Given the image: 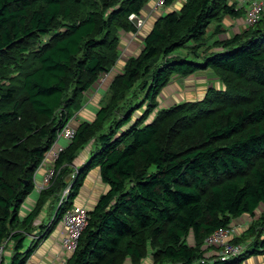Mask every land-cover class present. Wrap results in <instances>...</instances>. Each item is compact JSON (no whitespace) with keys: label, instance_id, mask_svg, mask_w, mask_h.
I'll return each instance as SVG.
<instances>
[{"label":"trees","instance_id":"obj_1","mask_svg":"<svg viewBox=\"0 0 264 264\" xmlns=\"http://www.w3.org/2000/svg\"><path fill=\"white\" fill-rule=\"evenodd\" d=\"M153 5L0 0V246L12 248L0 264H27L97 166L108 189L88 209L64 264H141L149 255L154 264H240L264 255V12L241 33L210 42L221 31L217 24L208 37L213 20L243 10L229 0H167L163 8H172L162 14ZM142 11L150 29L141 51L114 80L95 120L79 123L52 183L22 216L57 131L115 64L120 32H136L132 16ZM209 68L225 89L209 87L202 99L157 108L172 74ZM153 110L154 119L144 121ZM48 202L46 222L40 217ZM242 215L253 222L230 240L241 250L208 255L205 238Z\"/></svg>","mask_w":264,"mask_h":264},{"label":"rangeland","instance_id":"obj_2","mask_svg":"<svg viewBox=\"0 0 264 264\" xmlns=\"http://www.w3.org/2000/svg\"><path fill=\"white\" fill-rule=\"evenodd\" d=\"M157 0H155L156 3ZM179 0H176V4ZM154 2V0H153ZM231 4L234 5L235 9L243 10V13L238 16H233L231 14H223L219 20H213L211 25L208 27L207 35L208 37L213 36V32L215 31L216 27L220 25L221 31L218 35L212 37L211 41H214L217 37H227L232 36L237 33H241L244 28L247 26L246 20L248 19V12L252 8L255 3H262L263 4V12H264V0H229ZM147 5V4H146ZM172 6L166 5L165 8L159 9V13H165L166 11L171 10ZM147 9L145 10V12ZM155 11V10H153ZM161 11V12H160ZM145 12L142 11L138 16H132L135 25L138 27L136 32H120V46H119V56L115 64L109 69V71L100 74L98 79L95 83L82 95V104L81 107L75 112L73 118L69 119L66 123L72 124L73 127L77 128L79 123L82 121H94L97 115L99 108L106 103L111 94V85L116 79V77L124 72L125 66L129 63V58L132 56H137L138 53L141 51L143 47V38L149 32L148 27H143L146 20ZM147 13V12H146ZM220 23V24H219ZM218 24V25H217ZM8 82V81H2ZM218 87L221 89H225L226 85L219 79L218 75L213 71L212 68L207 70H200L192 75H178L172 74L170 77V82L164 86L161 92L158 95L159 105L157 108L161 107H169L175 103L185 102L189 100H199L202 99L208 91L209 87ZM146 108L143 106L140 110H137L134 116V120L137 118L143 117V113L145 112ZM156 110V108L154 109ZM153 110V111H154ZM155 117V111L151 112L148 118L144 121H151ZM63 126V125H62ZM180 128L179 125H176V129ZM94 138L87 143L83 149L80 150L78 156L76 157L73 166H77L80 159H84L89 152L91 146H93ZM70 142V141H69ZM64 144V143H63ZM68 144V143H67ZM67 146V145H66ZM66 148V147H65ZM48 150V149H47ZM60 156H58L57 160ZM38 169V168H37ZM97 167H94L90 172L95 173ZM43 169H40L42 172ZM36 172V171H35ZM99 185H96V192L98 194L104 193L107 189L105 185L101 182H98ZM34 187H35V180H34ZM99 195V196H100ZM39 197V196H38ZM36 198V201L38 199ZM34 201V202H36ZM25 205V204H24ZM23 205V206H24ZM89 206V205H88ZM21 215L24 216L22 213L25 207H22ZM50 208V207H47ZM262 206H260L257 210V216L262 211ZM51 214L47 215L45 219L46 222L51 220ZM60 221L57 223L55 229L44 241L38 249L35 251V256H31L28 260V264H63L70 253L72 252H64L61 249L60 241L63 234L62 227L60 225ZM253 222V217L250 215H242L231 222L229 227V237L227 240L221 242L216 240L212 235L210 237L205 238L202 247L207 250L208 255H212L218 253L221 249L222 243L228 244V242L235 236L240 235L241 232L249 226ZM189 242L191 244L195 243V240L192 235L189 236ZM12 248L9 242H6V246L4 248V257L9 260V255L11 254ZM35 257V258H34ZM124 264H131V261L128 259ZM141 264H154L152 256H147ZM240 264H264V255L257 254L248 257Z\"/></svg>","mask_w":264,"mask_h":264},{"label":"built area","instance_id":"obj_3","mask_svg":"<svg viewBox=\"0 0 264 264\" xmlns=\"http://www.w3.org/2000/svg\"><path fill=\"white\" fill-rule=\"evenodd\" d=\"M167 0H157L153 8L154 10L161 9ZM263 12V4L255 3L247 16V25H251L256 22ZM77 128L73 127L72 124L65 123L56 133V137L49 147V149L45 152L44 157L39 165L40 169H43L42 178L39 179L36 177V172L34 174L35 180V189L39 192L46 189L50 186L51 181L56 173V163L57 158L60 156V153L65 149L67 143L72 141V139L76 135ZM64 143V144H63ZM69 188H66L63 193V197H65L68 193ZM62 201V200H61ZM60 201V202H61ZM88 223V209L84 205L72 204L68 207L61 217L60 225L63 230V234L61 237L60 245L61 249L64 252H73L78 245L79 238L82 234V231L86 227ZM230 227V226H229ZM229 228L221 227L217 229L212 236L218 241H225L229 237ZM221 249H223L222 253H236L241 250L240 245H233L228 242V244L222 243ZM6 245V244H5ZM4 248L5 246H0V261L4 257Z\"/></svg>","mask_w":264,"mask_h":264},{"label":"crops","instance_id":"obj_4","mask_svg":"<svg viewBox=\"0 0 264 264\" xmlns=\"http://www.w3.org/2000/svg\"><path fill=\"white\" fill-rule=\"evenodd\" d=\"M87 157V156H86ZM84 157V159L86 158ZM84 159H80V161L78 162L81 163L83 162ZM76 164V165H78ZM42 170V169H41ZM43 172V171H42ZM42 172H40V167H38L37 169V172H36V177L41 179L42 178ZM57 174V168H56V173L55 175ZM54 175V176H55ZM54 178V177H53ZM53 181V179H52ZM51 181V183H52ZM98 182H101L103 185H105L104 182H102L101 180V177H100V172H99V167L97 166V169L95 171V173H92V172H89V174L87 175L86 179H85V182H84V185L82 186L81 190H80V194L75 198L74 200V203L73 204H79V205H84L85 207H87V209H92L93 206L96 204L98 198H99V195L97 192H96V188L95 186L96 185H99ZM108 185H105V188L107 189ZM66 189V188H65ZM64 189V190H65ZM40 195V192L37 191L34 187L33 191L28 195L27 199L24 201V203L22 204V207H25L24 211L23 212H28L32 207L33 205L35 204L34 201H36V198ZM25 204V205H24ZM24 205V206H23ZM89 205V206H88ZM21 207V209H23ZM47 207H50L49 206V202L46 204V208L44 209V211L42 212L41 214V217L40 219H45V217L48 215V208ZM26 212V213H27ZM26 213H22L23 215L26 214ZM20 214H21V211H20ZM47 240V239H46ZM45 240V241H46ZM44 242V241H43ZM42 242V243H43ZM41 243V244H42ZM38 249V248H37ZM71 254V253H70ZM10 256V255H9ZM35 256V252L34 254L32 255V257ZM5 258V257H4ZM35 258V257H34ZM6 261H8L6 259ZM28 264V263H27ZM55 264H58L57 262ZM64 264V263H63Z\"/></svg>","mask_w":264,"mask_h":264},{"label":"water","instance_id":"obj_5","mask_svg":"<svg viewBox=\"0 0 264 264\" xmlns=\"http://www.w3.org/2000/svg\"><path fill=\"white\" fill-rule=\"evenodd\" d=\"M134 21V20H133Z\"/></svg>","mask_w":264,"mask_h":264}]
</instances>
